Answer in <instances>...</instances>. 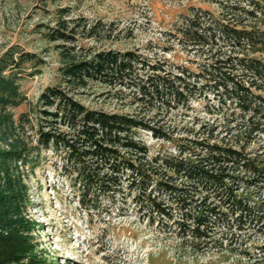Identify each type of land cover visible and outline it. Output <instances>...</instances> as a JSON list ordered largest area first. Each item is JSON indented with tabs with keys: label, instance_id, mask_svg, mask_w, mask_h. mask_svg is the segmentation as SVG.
Instances as JSON below:
<instances>
[{
	"label": "trees",
	"instance_id": "trees-1",
	"mask_svg": "<svg viewBox=\"0 0 264 264\" xmlns=\"http://www.w3.org/2000/svg\"><path fill=\"white\" fill-rule=\"evenodd\" d=\"M214 2L217 11L191 6L176 27L180 45L200 55L197 69L138 48L83 43L102 40L107 26L70 6L36 25L59 56L56 81L36 102L22 83L40 73L42 54L17 43L0 54V264H46L37 253L29 180L50 152L64 159L61 175L78 185L85 210L99 209L103 197L115 201L127 187L152 225L204 247L216 240L222 247L237 234L264 236V0ZM94 84L117 96L132 91L145 108L87 106L79 96ZM196 97L215 117L200 118V140L149 157L139 131L171 139L156 115ZM258 249L264 253V245Z\"/></svg>",
	"mask_w": 264,
	"mask_h": 264
},
{
	"label": "rangeland",
	"instance_id": "rangeland-1",
	"mask_svg": "<svg viewBox=\"0 0 264 264\" xmlns=\"http://www.w3.org/2000/svg\"><path fill=\"white\" fill-rule=\"evenodd\" d=\"M214 1L0 0V54L14 43L42 54L45 65L40 73L22 83L29 99L36 102L44 88L56 81L59 66L58 52L36 32V25L49 23L60 6H70L74 15L107 26L108 32L102 40H83V43L138 48L146 55L168 58L197 69L200 55L180 45L175 37L176 27L191 6L217 11L218 4ZM93 87L79 96L87 106L130 113L145 108L134 103L132 91L124 90L117 96L111 94L116 89L99 84ZM204 104L196 97L187 107L156 115L169 130L171 139L156 138L150 131L141 129L138 137L148 144V156L176 154L189 143L186 139L200 140V118L215 119L205 112ZM27 108L23 104L16 110ZM154 114L155 111L147 113ZM50 156L51 160L29 180L34 201L31 216L37 224L34 232L37 253L46 264H264V253H258V246L264 245V236L237 234L224 239L222 247L218 240L204 247V243L152 225L146 210L133 200L136 192L127 187L123 194H116L115 201L103 197L99 209L85 210L79 204L78 185L61 175L64 159L52 152Z\"/></svg>",
	"mask_w": 264,
	"mask_h": 264
}]
</instances>
